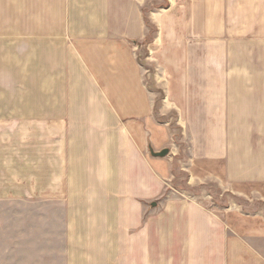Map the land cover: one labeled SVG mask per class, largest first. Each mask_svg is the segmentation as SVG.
Segmentation results:
<instances>
[{
    "label": "crops",
    "instance_id": "crops-1",
    "mask_svg": "<svg viewBox=\"0 0 264 264\" xmlns=\"http://www.w3.org/2000/svg\"><path fill=\"white\" fill-rule=\"evenodd\" d=\"M20 3L14 18L44 37L39 62L46 91L52 88L46 98L66 102L39 114L50 131L44 196L61 197L68 213L67 264H244L248 239L264 241V207L183 198L169 186L173 158L148 156L169 148L172 136L154 114L157 97L138 48L147 19L163 29L176 16L147 12L158 0H13L14 9ZM224 119L220 140L190 159V174L220 180L238 198L264 199V120L253 130L255 145L230 140ZM35 163L29 180L36 179ZM252 248L264 264V250Z\"/></svg>",
    "mask_w": 264,
    "mask_h": 264
},
{
    "label": "rangeland",
    "instance_id": "rangeland-1",
    "mask_svg": "<svg viewBox=\"0 0 264 264\" xmlns=\"http://www.w3.org/2000/svg\"><path fill=\"white\" fill-rule=\"evenodd\" d=\"M193 1L158 0L148 7L147 12L175 15V22L166 19L160 29L147 19L149 33L138 48L147 84L157 97L154 114L172 136L170 152L161 157L173 158L169 186L186 199L264 207V199L238 198L223 191L220 180L196 179L189 171L190 159L220 140L222 117L232 141L255 140V129L264 120V0H221L211 8L192 6ZM22 8L0 0V264H67L68 213L61 197L44 196L50 131L39 114L66 102L48 99L52 88L46 91L39 62L44 37L29 31L28 21L14 18ZM30 161H36L35 180L26 174ZM213 170L219 173L220 165ZM253 245L264 250V241L250 238L240 262L260 264Z\"/></svg>",
    "mask_w": 264,
    "mask_h": 264
},
{
    "label": "water",
    "instance_id": "water-1",
    "mask_svg": "<svg viewBox=\"0 0 264 264\" xmlns=\"http://www.w3.org/2000/svg\"><path fill=\"white\" fill-rule=\"evenodd\" d=\"M152 151V154L154 156H160V157H163V156H166L168 155V153L170 152V149L169 148H164L162 149L161 151H157L155 152L154 150H151Z\"/></svg>",
    "mask_w": 264,
    "mask_h": 264
},
{
    "label": "built area",
    "instance_id": "built-area-1",
    "mask_svg": "<svg viewBox=\"0 0 264 264\" xmlns=\"http://www.w3.org/2000/svg\"><path fill=\"white\" fill-rule=\"evenodd\" d=\"M171 1L174 3H180V2L185 1V0H171Z\"/></svg>",
    "mask_w": 264,
    "mask_h": 264
}]
</instances>
